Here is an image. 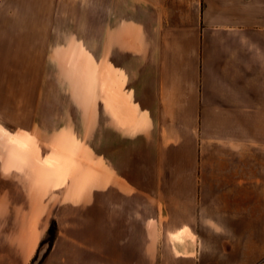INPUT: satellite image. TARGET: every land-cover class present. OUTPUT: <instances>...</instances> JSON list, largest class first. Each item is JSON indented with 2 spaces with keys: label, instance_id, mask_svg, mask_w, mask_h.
Masks as SVG:
<instances>
[{
  "label": "crops",
  "instance_id": "obj_1",
  "mask_svg": "<svg viewBox=\"0 0 264 264\" xmlns=\"http://www.w3.org/2000/svg\"><path fill=\"white\" fill-rule=\"evenodd\" d=\"M88 1L78 3L76 26L86 24V10L98 27L99 0ZM63 2L0 0L1 144L9 138L5 129L19 128L21 107L40 104L43 60L52 56ZM137 9L141 20L131 17ZM105 10L109 41L122 42L117 28L145 27L124 51L139 63L138 99L115 94L123 106L128 98L138 107V120L122 129L124 144L140 129L141 143L154 141V157L149 162L141 147L134 164L125 153L131 161L119 167L115 157L122 151L108 153V210L93 213L90 245L69 243L45 264L82 262L87 248L91 264H254L260 255L245 258L243 242L232 240L229 254L221 240L243 235L244 218L260 220L264 203V0H106ZM149 124L154 133L144 131ZM201 124H219L204 140L221 141L220 147L184 146L201 138ZM175 150L193 161L165 162ZM16 168L0 150V170ZM259 228L246 227L251 233ZM211 244L221 255L208 251ZM2 245L0 264H12L5 256L27 264L35 248L28 240ZM259 248V242L248 245Z\"/></svg>",
  "mask_w": 264,
  "mask_h": 264
},
{
  "label": "rangeland",
  "instance_id": "obj_2",
  "mask_svg": "<svg viewBox=\"0 0 264 264\" xmlns=\"http://www.w3.org/2000/svg\"><path fill=\"white\" fill-rule=\"evenodd\" d=\"M79 1L63 2L61 23L59 21L53 29L56 37L51 44L52 56L43 60L47 74L40 76V104L21 107L19 128L6 126L9 131L4 132L9 138L5 137L3 144L0 142L3 161L18 164L13 171L0 170V244L6 249L9 242L28 240L30 248L34 242V252L27 264H45L50 254L60 256L67 244L74 245L79 239L85 246L90 245L93 213L108 210V153L122 151L115 157L119 167L124 161L129 163L131 158L134 164L137 149L141 147L147 148L149 162L154 157L151 150L154 141L147 139L146 143H141L140 129L130 131L128 142L124 144L122 129L133 126L138 120V107L127 97L128 106H123L115 94L129 95L135 102L138 99L139 63L131 57L132 52L124 51L132 50L131 40L138 39L145 27L117 28V39L122 38V42L114 43L109 41L108 27L104 25L106 0H99L101 22L98 27L91 25V11L86 10L82 12L86 24L76 26V17L81 14L77 12ZM131 15L134 19H143L139 9L131 11ZM212 125L201 124V138L196 142L185 141L184 146L220 147L221 141L204 140ZM152 126L155 125L149 124L144 131L154 133ZM125 153L131 158L124 159ZM206 157L218 161L220 155ZM189 161H193L192 155L177 150L165 158L168 163ZM132 174L139 177L136 170ZM260 208V220L244 218L243 235H222V247L229 248L225 253L232 254L231 241L237 239L243 242L245 258L260 255L254 264H264V203ZM52 225L56 228L55 237L49 235ZM255 226H260L258 233L246 229ZM252 242L260 243L259 251L248 249ZM210 247V253L221 255L213 244ZM10 252L5 251V254ZM81 256L82 262L72 264H91L90 249H84ZM5 258V263L16 264L17 259Z\"/></svg>",
  "mask_w": 264,
  "mask_h": 264
},
{
  "label": "trees",
  "instance_id": "obj_3",
  "mask_svg": "<svg viewBox=\"0 0 264 264\" xmlns=\"http://www.w3.org/2000/svg\"><path fill=\"white\" fill-rule=\"evenodd\" d=\"M49 235L53 237L56 235V228L53 225L49 229Z\"/></svg>",
  "mask_w": 264,
  "mask_h": 264
}]
</instances>
